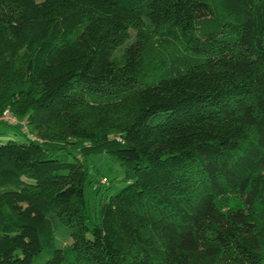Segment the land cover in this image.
I'll list each match as a JSON object with an SVG mask.
<instances>
[{"label":"trees","instance_id":"trees-1","mask_svg":"<svg viewBox=\"0 0 264 264\" xmlns=\"http://www.w3.org/2000/svg\"><path fill=\"white\" fill-rule=\"evenodd\" d=\"M4 109L0 264H264V0H0Z\"/></svg>","mask_w":264,"mask_h":264},{"label":"rangeland","instance_id":"rangeland-1","mask_svg":"<svg viewBox=\"0 0 264 264\" xmlns=\"http://www.w3.org/2000/svg\"><path fill=\"white\" fill-rule=\"evenodd\" d=\"M36 1H40V0H36ZM124 45H122V48ZM120 51L121 50L118 49L115 52V54H118ZM5 110L7 109H4L0 113V116L3 114ZM16 119H17L16 122L18 123L22 122L20 119L18 118ZM7 139L22 140L23 136L17 132L15 126L5 123H0V142L5 141ZM46 147L50 154H60L67 151L66 149H58V145L51 143H48ZM69 150L70 153L68 155L71 156L74 155L78 157L80 160H82L88 172V182L86 186H88L89 182L91 186H97V185L99 186L98 200L101 194L107 190L106 188L108 186H110V191L113 192L121 188L126 183L125 180H123L124 167L114 156L107 153L79 156L77 150L75 149H69ZM51 221L54 229L56 246L62 247L69 244L71 239L68 235L67 229L61 226L60 224H58V221L56 219L52 218ZM46 257H47V253L44 250L41 253L34 256V258L32 259V264H39L43 260H45ZM262 257L264 261V251L262 252Z\"/></svg>","mask_w":264,"mask_h":264},{"label":"built area","instance_id":"built-area-1","mask_svg":"<svg viewBox=\"0 0 264 264\" xmlns=\"http://www.w3.org/2000/svg\"><path fill=\"white\" fill-rule=\"evenodd\" d=\"M0 119L8 123H13L17 120L8 109L3 112V114L0 116ZM21 124L24 128H26L24 122H21Z\"/></svg>","mask_w":264,"mask_h":264}]
</instances>
